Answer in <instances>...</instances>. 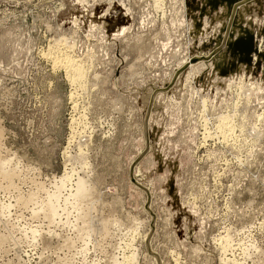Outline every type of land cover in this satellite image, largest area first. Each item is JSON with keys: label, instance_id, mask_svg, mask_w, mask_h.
<instances>
[{"label": "rangeland", "instance_id": "rangeland-1", "mask_svg": "<svg viewBox=\"0 0 264 264\" xmlns=\"http://www.w3.org/2000/svg\"><path fill=\"white\" fill-rule=\"evenodd\" d=\"M0 162V264H264V0H0Z\"/></svg>", "mask_w": 264, "mask_h": 264}, {"label": "bare ground", "instance_id": "bare-ground-1", "mask_svg": "<svg viewBox=\"0 0 264 264\" xmlns=\"http://www.w3.org/2000/svg\"><path fill=\"white\" fill-rule=\"evenodd\" d=\"M64 39V38H63ZM63 41V40H62ZM62 41H60V43H62ZM65 41H67V40H65ZM64 42V41H63ZM70 46V45H69ZM247 46V45H246ZM70 50V49H69ZM53 52V51H52ZM44 54V53H43ZM50 54V53H49ZM70 55V54H69ZM69 55H67L65 58H56V60H55V63L56 64H54V65H56V66H60V67H62V68H65L67 71H66V73H68L69 74V79L72 81V82H76V81H78V79H80V78H82L83 77V74H85L84 72L85 71H83L84 70V68L82 69V68H80V65H78L79 66V68L77 69L76 67H74V60H73V58L71 57V56H69ZM52 56H54V55H52ZM56 56V55H55ZM63 57V56H62ZM75 66H76V64H75ZM76 68V69H75ZM222 115V114H221ZM85 117V116H84ZM223 116H221V119H220V121H221V124H220V129H221V131L222 130H227L228 128H227V122L225 121V120H228L227 118L225 119V118H222ZM229 126V125H228ZM231 126H233V125H231ZM230 126V127H231ZM233 128V127H232ZM205 130V129H204ZM220 131V130H219ZM228 132H229V130H228ZM227 134V133H226ZM2 140V139H1ZM86 141V140H85ZM87 141H89V140H87ZM87 143H89V142H87ZM87 143H85V144H87ZM83 144V143H82ZM86 146V145H85ZM80 152V151H79ZM85 153V152H84ZM82 155V154H81ZM70 155H68V157H69ZM77 157V156H76ZM74 159V158H73ZM82 159V158H81ZM83 159H84V157H83ZM85 159H86V156H85ZM5 160V159H4ZM70 160V159H69ZM10 161V159H8V162ZM71 161V160H70ZM69 161V162H70ZM73 162V161H72ZM240 162V161H239ZM1 163V162H0ZM6 162H2V164H1V166L3 165V164H5ZM86 163V162H85ZM86 166V165H85ZM2 167H5V166H2ZM1 168V167H0ZM2 169V168H1ZM3 169H5V168H3ZM73 169V168H72ZM69 170V169H68ZM1 171H3V170H1ZM71 172H68V171H66L65 172V174H63L62 176H60L59 178H58V184H59V182H60V184L62 185V188L61 189H64L63 188V186H65V185H67V182H69V181H71V179H72V177L74 176V173H75V170L73 169V170H70ZM4 172H5V170H4ZM4 172H2L3 174H4ZM7 172V171H6ZM8 173V172H7ZM4 175H6V177H8V175H10V174H4ZM90 175V174H89ZM11 177V176H10ZM84 177V176H83ZM83 177H81V176H78L77 178H76V181H75V192L73 193L72 192V195H73V198H75V196H76V198L77 197H80L81 198V196L83 197V196H86V194H87V192H89V187L90 188H92L93 186L91 185V183L89 184L88 183V179L86 178H83ZM91 180V179H90ZM89 180V181H90ZM92 182V181H91ZM95 183V182H94ZM69 184V183H68ZM61 185H59V186H61ZM91 185V186H90ZM95 185V184H94ZM59 188V187H58ZM94 189V188H93ZM72 191V190H71ZM93 191V190H92ZM96 191V190H95ZM94 192V191H93ZM91 193V192H90ZM87 194V195H89L90 197L92 196V194ZM55 195V194H54ZM71 195V194H70ZM75 195V196H74ZM53 196V195H52ZM51 196V197H52ZM56 196V195H55ZM52 197L53 199L54 198H56V197ZM89 196L88 197H86V198H89ZM50 197V198H51ZM69 197V196H68ZM70 197H72V196H70ZM66 199V201H69V200H67V197H65ZM79 198V199H80ZM49 199V198H48ZM53 199H49V202L48 203H50ZM57 199V198H56ZM82 200L83 199H85V197H83V198H81ZM40 200V199H39ZM81 200V201H82ZM78 201H80V200H78ZM55 202H57V201H55ZM53 203V202H52ZM56 204V203H55ZM52 205L53 204H51L50 203V206L49 207H51L52 209H51V211H53V213H55V212H57L58 211V205H59V202L57 203V208L56 209H53L54 208V205H53V207H52ZM67 205V204H66ZM71 205V204H70ZM60 207V206H59ZM64 209L66 210V208L64 207ZM44 211V210H43ZM47 215V214H46ZM48 216V215H47ZM86 217V216H85ZM69 222V221H68ZM116 222V221H115ZM137 222V221H136ZM140 223V222H139ZM95 230V229H94ZM137 231V230H136ZM86 232V231H85ZM134 233V232H133ZM146 236V235H145ZM227 246H228V244H227ZM133 255V254H132ZM136 255V254H135ZM130 258V257H129ZM133 258L135 259V257L134 256H131V259H132V261H130L131 262V264H132V262H133ZM130 260V259H129ZM136 261V260H135ZM114 263V262H113ZM128 263V261L126 260V264ZM129 264V263H128Z\"/></svg>", "mask_w": 264, "mask_h": 264}]
</instances>
